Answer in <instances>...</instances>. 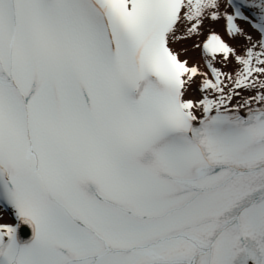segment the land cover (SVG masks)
<instances>
[{
    "label": "snow or ice",
    "instance_id": "snow-or-ice-1",
    "mask_svg": "<svg viewBox=\"0 0 264 264\" xmlns=\"http://www.w3.org/2000/svg\"><path fill=\"white\" fill-rule=\"evenodd\" d=\"M0 264H264V0H0Z\"/></svg>",
    "mask_w": 264,
    "mask_h": 264
},
{
    "label": "bare ground",
    "instance_id": "bare-ground-1",
    "mask_svg": "<svg viewBox=\"0 0 264 264\" xmlns=\"http://www.w3.org/2000/svg\"><path fill=\"white\" fill-rule=\"evenodd\" d=\"M216 30L218 32H220L221 35H223V31H222V29L219 26H217V29ZM225 39H227V38L225 37ZM177 47H179V45ZM198 56H199V53L198 52H196V53H189L188 54V58L190 59V61H194L195 59L198 58Z\"/></svg>",
    "mask_w": 264,
    "mask_h": 264
}]
</instances>
